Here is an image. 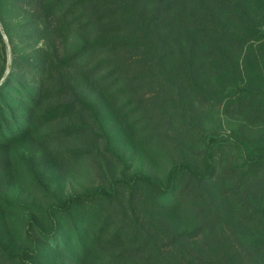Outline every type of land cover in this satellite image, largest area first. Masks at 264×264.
Instances as JSON below:
<instances>
[{
    "label": "trees",
    "instance_id": "obj_1",
    "mask_svg": "<svg viewBox=\"0 0 264 264\" xmlns=\"http://www.w3.org/2000/svg\"><path fill=\"white\" fill-rule=\"evenodd\" d=\"M17 17L47 37L34 57L13 44ZM0 24V147L67 119L45 136L80 142L57 162L83 157L86 138L120 167L62 196L21 160L51 206L44 228L25 216L17 253L0 231V264H264V0H0ZM71 32L82 38L61 53L52 35ZM216 112L224 136L207 131ZM119 134L170 157L165 174L129 171ZM19 209L0 194V212Z\"/></svg>",
    "mask_w": 264,
    "mask_h": 264
},
{
    "label": "rangeland",
    "instance_id": "obj_2",
    "mask_svg": "<svg viewBox=\"0 0 264 264\" xmlns=\"http://www.w3.org/2000/svg\"><path fill=\"white\" fill-rule=\"evenodd\" d=\"M14 23L19 28L16 35L12 33L13 44L19 48V53L34 57L36 50L44 48L46 35L39 36L35 25L26 19L17 17ZM38 30L41 32L42 27L39 26ZM5 33V29L0 24V35L3 40V45L0 42V69L8 73L12 66L10 53L12 45L8 43ZM52 38L61 53H69L77 47L82 35L71 32L68 35L53 34ZM84 94L99 110L106 126L113 132H118V124L102 99L87 88ZM69 122L71 120L58 119L46 124L22 141L0 147V194L25 208L13 212H0L1 238L12 252L17 253L25 247L27 230L25 216L31 215L34 224L38 228H44L45 222L39 212L51 206V201L43 199L41 193L33 186L21 160H31L48 180L49 189L56 190L62 196L80 192L84 187L107 184L118 175L120 170L118 163L103 154L97 143L93 146L94 143L86 138L83 141L86 148L83 157L64 164L54 159L59 152L67 155L69 150L78 147L80 141L71 137L63 136L55 140L54 137L45 136L61 131ZM207 131L221 136L227 133V122L218 112L213 113V117H209ZM118 137L126 145L123 148L121 143V151H126L125 158L130 165L129 171L148 172L158 178L165 174L170 157L155 149L139 151L136 147L132 148L131 142L127 143L121 134ZM217 191V187L213 189L214 193ZM226 209L229 207L226 206Z\"/></svg>",
    "mask_w": 264,
    "mask_h": 264
}]
</instances>
